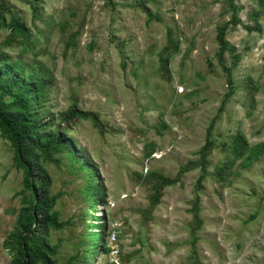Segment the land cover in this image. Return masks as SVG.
Returning a JSON list of instances; mask_svg holds the SVG:
<instances>
[{
    "label": "rangeland",
    "instance_id": "374dc122",
    "mask_svg": "<svg viewBox=\"0 0 264 264\" xmlns=\"http://www.w3.org/2000/svg\"><path fill=\"white\" fill-rule=\"evenodd\" d=\"M0 2L26 28L21 36L10 27L12 14L0 12V50L27 77L52 80L37 110L42 133L73 102L119 130L102 134L80 119L54 160L41 154L59 220L68 221L47 236L57 264H264V0H235L240 21L225 32L236 51L226 50L225 64L236 54L239 62L221 113L228 72L217 33L232 18L230 0ZM143 3L161 19L148 20ZM0 99L10 103L14 94L0 87ZM239 132L249 143L242 157L233 151ZM14 155L0 129V264L15 255L7 240L30 195ZM137 172L141 180L152 172L178 179L151 213V188ZM197 198L203 223L194 232Z\"/></svg>",
    "mask_w": 264,
    "mask_h": 264
},
{
    "label": "trees",
    "instance_id": "16d2710c",
    "mask_svg": "<svg viewBox=\"0 0 264 264\" xmlns=\"http://www.w3.org/2000/svg\"><path fill=\"white\" fill-rule=\"evenodd\" d=\"M29 2L33 7L34 14H36L37 7L33 1ZM230 3L233 9L232 18L226 25L218 26L217 33L220 42L219 59L228 72V91L219 109L220 113L224 110L229 98L234 94L232 68L239 62V56L236 54L232 66L225 64L226 50L236 51L226 37V28L230 24L238 25L240 21L235 0H230ZM142 6L148 15V20L161 19L147 5L143 3ZM4 11H9L12 14L10 27L25 37L26 28L24 23L20 21L16 12L10 6L0 2V12L3 14ZM169 40V46L175 51L179 50L178 43H174L171 36H169ZM162 68L163 75L170 78L171 69L168 57L162 59ZM50 83H52L51 78H45L43 83H40L34 77H27L24 69L18 67L16 62L11 61L9 53L0 50V87L3 92H13L14 94V99L10 103L0 99V129L14 148L15 164L18 168L23 169L25 190L30 192L27 204L21 208L14 231L7 240L8 245L13 246L15 254L9 264H57V259L54 257L57 252V245H51L47 236L50 229H61L68 221L59 220V211L55 209L58 197L50 194L52 180L40 162L41 154L48 160H54L53 151H62L69 146L72 139L68 138L67 135L80 119H91L102 134L119 131L118 129L108 128V124L102 120L99 112L83 110L77 102H73L68 109L60 113V121L55 129L48 134L42 133L45 123L39 118L37 110L44 106V92L46 86ZM248 91L250 99L255 101L257 87L252 80L248 83ZM213 123L208 128L206 142L201 151L203 157L213 144ZM248 148V140L239 132L234 139L233 151L235 155L237 157L244 156ZM91 165L95 169V165ZM135 174L138 181H143L151 188L149 213L160 204L165 187L175 184L178 180L159 172L150 173L144 180H141L138 172ZM94 193L95 197L99 198L97 189ZM195 208V217L198 221L194 232L203 223L199 214L198 198L195 201ZM195 239L193 242H195ZM65 264L74 263L72 259H69ZM196 264L208 263H203L197 258Z\"/></svg>",
    "mask_w": 264,
    "mask_h": 264
}]
</instances>
